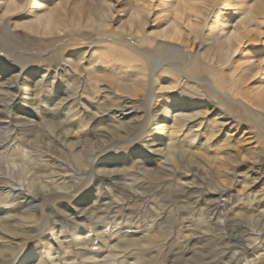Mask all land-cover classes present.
Here are the masks:
<instances>
[{
    "label": "rangeland",
    "instance_id": "374dc122",
    "mask_svg": "<svg viewBox=\"0 0 264 264\" xmlns=\"http://www.w3.org/2000/svg\"><path fill=\"white\" fill-rule=\"evenodd\" d=\"M27 169L37 206L0 190L9 224L36 208L0 226V264H264V0H0V187Z\"/></svg>",
    "mask_w": 264,
    "mask_h": 264
},
{
    "label": "bare ground",
    "instance_id": "6f19581e",
    "mask_svg": "<svg viewBox=\"0 0 264 264\" xmlns=\"http://www.w3.org/2000/svg\"><path fill=\"white\" fill-rule=\"evenodd\" d=\"M1 90L3 91L4 89H1ZM89 115H90V120H97V118H98V113H96V112L89 113ZM128 116H129L128 113H125L122 117L117 119V121L115 123L119 122L121 124L123 122V120L125 118H127ZM9 121H11V120H9ZM15 122L17 124L16 125V130L17 131H22L23 129H27V132H30V134H31L32 138L27 139V148L28 149L41 147L44 144L45 145H47V144L55 145V140L53 138H51V137L48 139V141H43L42 135L44 134V131H45L44 129H42L43 122H41V124H39V123H37V122H35L33 120H27V121L26 120H24V121L23 120H21V121L20 120H16ZM49 123L50 122H48L46 125L48 126ZM54 125L55 124L50 123L49 127H52V130H53V129H55ZM109 132H110L109 136L105 135L103 137L107 138V136H108V138H110L111 135H116L115 133L118 132V129L116 128V129L110 130ZM71 133H73V131L71 129H62V128L60 129L59 133H57V134H55V132L52 131V135L54 134L53 136L57 137L58 141H60V143H62L61 145L57 144V145H60L59 149H60L61 153L66 152V153H68L71 156L81 157V155L83 153V150L77 151V148H76L77 147L76 146L77 143L72 141V140H70L69 136L71 135ZM107 139L104 140V142H107ZM106 144L107 143H102V144L98 143V144H96L97 145L96 148L97 149H102V148L105 147ZM57 152H58V150H57ZM28 154L29 153L27 152V155ZM50 156H52V159L57 157V156L52 155L51 153H50ZM37 157H39L40 159L44 160L43 155H37ZM53 164H54V162H53ZM82 168H83V171H87V170H89V168H93V171H92V173L94 174L93 176H99V175H101L102 172L103 173L105 172L104 173L105 175L109 174V172L105 169L106 166L104 164L99 163V160L96 157L90 159L87 164L82 166ZM162 169L165 172V176L169 177V176H171L173 174V170L175 168L173 170H170L169 168H165V167L163 168L162 167ZM29 171H30V169H27V179H24V177L21 178V181H20L19 185H17V186L16 185H7L5 187H0V190L1 191H5L8 194H12L15 197L18 196V197L22 198L24 201H27L29 203V205L30 204H34V203H35L34 205H36L37 203L35 202L36 200L34 199V198H36V194H35V192L33 190L35 186H34V183L30 181L31 180V176H29ZM189 171H190V169H189ZM54 174H56V173H54ZM31 175L33 176V174H31ZM33 177L35 178V180H39L40 179V177H36V176H33ZM25 180L27 182H25ZM70 180L71 181L75 180V172H71V169L69 168L65 172V174L56 175L55 177L52 176L50 182L41 181V183L39 182L36 185H39L40 187L46 189V192H56L58 190H67L68 191L69 187H67V183H69ZM79 182H82V179H80ZM74 183L77 184L76 182H74ZM224 189L225 188H222L220 190H224ZM220 196H222V194ZM15 197H13V198H15ZM255 197L256 196H253L252 198H255ZM30 209L31 208H28V212L27 213H22L23 216H21V217H23V219L21 217H19V218H21L20 219L21 221H18L17 218H16V221H15L14 224L13 223L9 224V219H8V218L13 217V215H11V216L9 215L5 219H0V226L3 227L4 230H9L10 232H12L15 229V227L16 228L17 227H19V228L23 227L24 224H27V227H28L29 226L28 224L30 222L28 219L32 218L34 216L32 214L33 213L32 211L35 210L36 208L35 209H31V210ZM25 218H27V220ZM12 233L14 234L16 232H12ZM0 254L4 256L5 260H9L8 259L9 257H11V259L17 257V254H15L13 252L9 253L7 251H2V252L0 251ZM15 260H16V258L13 259V261H15ZM22 264H23V262H22ZM36 264H41V263L38 261Z\"/></svg>",
    "mask_w": 264,
    "mask_h": 264
}]
</instances>
